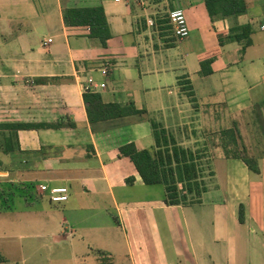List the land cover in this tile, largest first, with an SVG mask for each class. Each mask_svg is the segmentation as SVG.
<instances>
[{
    "label": "crops",
    "instance_id": "0c3cea01",
    "mask_svg": "<svg viewBox=\"0 0 264 264\" xmlns=\"http://www.w3.org/2000/svg\"><path fill=\"white\" fill-rule=\"evenodd\" d=\"M245 2V13L213 19L205 0H0V137L11 133L5 124H47L19 129V147L0 151V212L40 211L38 234L87 238L114 264H264V147H239L264 141V0ZM95 5L112 31L106 46L64 19L66 7ZM179 6L184 39L165 21ZM245 25L247 45L232 38ZM90 77L126 110L96 128L83 96ZM153 121L185 147L205 144L215 176L201 202L167 205L164 185L146 184L121 153L129 142L153 149ZM43 184L66 186L68 199L52 202ZM116 235L125 242L118 260Z\"/></svg>",
    "mask_w": 264,
    "mask_h": 264
},
{
    "label": "trees",
    "instance_id": "16d2710c",
    "mask_svg": "<svg viewBox=\"0 0 264 264\" xmlns=\"http://www.w3.org/2000/svg\"><path fill=\"white\" fill-rule=\"evenodd\" d=\"M205 4L213 19L239 15L247 10L245 0H205ZM64 19L67 25H88L90 37L97 40L101 46H106L112 37V31L102 5L66 7ZM165 21L170 25L169 18ZM242 29V33H237L232 38L236 37L239 40L246 38L245 45L252 43L251 27L245 25ZM218 37L222 45L224 38L221 34ZM213 60L214 58L211 57L201 62L202 73L212 72L211 63ZM83 96L93 128H96V124L101 121L126 112L119 104L105 102L99 92L86 90ZM152 123L156 139L153 149H139L134 142H129L120 147L121 153L131 158L146 184L160 183L164 185V202L167 205H189L201 202L203 195L209 188V182H212L215 176L212 160L207 150L185 147L179 144L172 133L163 125L155 121ZM40 126H47V124L9 123L3 125L4 128L11 130V133L4 132L0 137V151L8 153L15 149L14 144L18 142L17 131L19 129ZM16 145L19 147V144ZM243 159L253 172L259 173L261 171L255 158L243 156ZM208 177H211V180H208ZM132 180L131 177L127 181L132 182ZM239 218L241 221L244 220L243 205L240 206Z\"/></svg>",
    "mask_w": 264,
    "mask_h": 264
},
{
    "label": "rangeland",
    "instance_id": "374dc122",
    "mask_svg": "<svg viewBox=\"0 0 264 264\" xmlns=\"http://www.w3.org/2000/svg\"><path fill=\"white\" fill-rule=\"evenodd\" d=\"M188 94H191L190 91ZM239 143V147L247 155L248 149L257 144L264 147L263 140L260 142L241 140ZM195 146V150L205 151V144H202L201 141ZM208 180H211V177H208ZM9 190V185L3 189V195L7 198V201L4 199L5 204L2 206H5L7 210L9 209ZM30 212H25L24 215H18L14 212H0V264H114L112 257L100 251L93 252L98 248H89L87 238L78 237L80 240L77 239L79 242L77 241L74 245L71 242V237L56 242L52 236L38 234L39 230L42 229V215L40 211L31 212V215ZM30 219H34V221L30 223ZM37 219H41L39 224ZM27 222L30 225H27ZM33 222L34 228L31 226ZM110 239L116 242L115 255L117 260L123 258L122 250L125 247L123 236L116 235V237ZM94 240L95 243H98L96 244L98 246H103L102 243H105L102 237H94ZM92 243L94 242L92 241ZM86 250H88V253H86Z\"/></svg>",
    "mask_w": 264,
    "mask_h": 264
},
{
    "label": "built area",
    "instance_id": "2783aa9c",
    "mask_svg": "<svg viewBox=\"0 0 264 264\" xmlns=\"http://www.w3.org/2000/svg\"><path fill=\"white\" fill-rule=\"evenodd\" d=\"M169 20L172 28L174 30L175 35L179 39L187 38L190 35V27L188 24L187 16L182 7H176L175 9L169 12ZM148 23L153 25L154 21L152 19H148ZM262 28L264 29V23L262 24ZM99 84H97L92 77L88 79V82L85 86L86 90L93 91ZM102 87L105 84H101ZM42 190H48L49 197L52 202H62L68 199V188L66 186H52L49 187L46 184L41 185Z\"/></svg>",
    "mask_w": 264,
    "mask_h": 264
}]
</instances>
